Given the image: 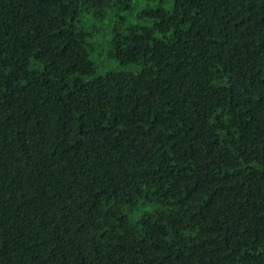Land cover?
<instances>
[{"label":"trees","instance_id":"1","mask_svg":"<svg viewBox=\"0 0 264 264\" xmlns=\"http://www.w3.org/2000/svg\"><path fill=\"white\" fill-rule=\"evenodd\" d=\"M0 264H264V0H0Z\"/></svg>","mask_w":264,"mask_h":264},{"label":"rangeland","instance_id":"2","mask_svg":"<svg viewBox=\"0 0 264 264\" xmlns=\"http://www.w3.org/2000/svg\"><path fill=\"white\" fill-rule=\"evenodd\" d=\"M119 14H116L113 9L108 8L103 18L96 19L94 18L93 14L90 12H83L81 14L80 19H82L83 23L88 26H97L100 27V32L94 38V49L90 53V59L96 64L97 76H104L107 73L111 72H118L121 70H130L135 71L138 67L133 65L122 66L117 60L108 58L107 54L104 49V42H105V35L110 26L113 24V21L118 18ZM126 17V21L129 22L130 20L127 18V13H120ZM119 21V20H118ZM119 23L126 24L125 21H119Z\"/></svg>","mask_w":264,"mask_h":264}]
</instances>
